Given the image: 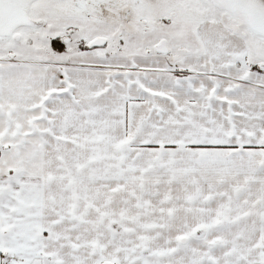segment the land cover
I'll use <instances>...</instances> for the list:
<instances>
[{"label": "snow or ice", "instance_id": "1", "mask_svg": "<svg viewBox=\"0 0 264 264\" xmlns=\"http://www.w3.org/2000/svg\"><path fill=\"white\" fill-rule=\"evenodd\" d=\"M0 264H264V0H0Z\"/></svg>", "mask_w": 264, "mask_h": 264}]
</instances>
